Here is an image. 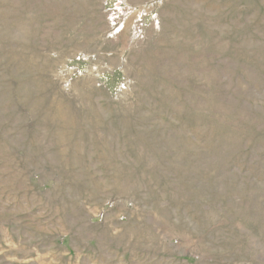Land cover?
I'll list each match as a JSON object with an SVG mask.
<instances>
[{"label": "rangeland", "instance_id": "rangeland-1", "mask_svg": "<svg viewBox=\"0 0 264 264\" xmlns=\"http://www.w3.org/2000/svg\"><path fill=\"white\" fill-rule=\"evenodd\" d=\"M0 264H264V0H0Z\"/></svg>", "mask_w": 264, "mask_h": 264}, {"label": "built area", "instance_id": "built-area-1", "mask_svg": "<svg viewBox=\"0 0 264 264\" xmlns=\"http://www.w3.org/2000/svg\"><path fill=\"white\" fill-rule=\"evenodd\" d=\"M80 60H81V58L78 59V61H80ZM82 60H84V59L82 58ZM121 89H124V84L121 86Z\"/></svg>", "mask_w": 264, "mask_h": 264}]
</instances>
